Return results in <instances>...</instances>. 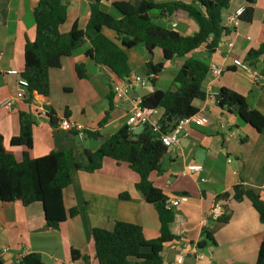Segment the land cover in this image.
I'll list each match as a JSON object with an SVG mask.
<instances>
[{
  "label": "crops",
  "instance_id": "obj_1",
  "mask_svg": "<svg viewBox=\"0 0 264 264\" xmlns=\"http://www.w3.org/2000/svg\"><path fill=\"white\" fill-rule=\"evenodd\" d=\"M64 1L67 19L59 31L67 33L74 23L83 31L89 18V5L94 0ZM37 2L0 0V135L5 150L17 162L21 161L25 151L31 159L50 152L72 151L68 167L71 182L63 190L62 198L65 211L76 209L78 214L67 216L57 229H48L40 203L24 207L17 201L0 202V264H17L29 253L38 254L43 264H96L92 229L112 230L115 222L129 223L140 226L144 238L150 241L158 236L159 220L154 206L136 190L139 176L126 163L104 158L101 167L92 173L75 169L76 163L85 160V151L94 152L105 139L126 126L129 109V104H115L113 101L112 85L119 79L86 56L90 49L88 42L71 56L62 58L58 68L49 71L47 96L35 95L30 105L24 101L16 102L11 110L2 106L17 91L18 77L5 72L16 70L20 73L23 69L24 45L26 41H33L35 36L32 12ZM101 5L107 13L118 16L111 2L101 1ZM247 6L246 0H232L223 17ZM174 23L177 25L175 30L182 36H191L197 31L192 20ZM102 33L116 41L113 31L103 28ZM227 43L232 44L230 48L226 47ZM261 45H264V0H254L251 22H240L237 27L229 29L220 52L207 55L203 47L195 52V56L204 59L208 65L223 68L219 78L207 77L203 87L205 94L207 89L212 96L222 88L231 90L244 97L248 107L264 117V83L253 85L231 67L233 60L244 61ZM157 51L148 58L144 46L127 51L129 78L139 76L135 69L138 66L144 68L147 61L159 63L161 55ZM130 55L133 56L131 62ZM182 63V60L174 59L166 63L162 71L171 66L174 77ZM77 66L85 67V78L78 77ZM255 68L264 72V53L256 60ZM159 77L157 75L155 80L159 81ZM155 85L157 82L154 85L148 82L144 89L136 88L135 91L149 94L162 90L154 89ZM172 89L170 84L167 90ZM195 106L207 124L202 127L191 124L187 138L167 150L160 162L161 172L149 175V181L161 191L167 202L175 198L185 199L176 208H171L174 211L171 229L178 233L175 235L180 241L163 248L162 264H174L178 255L183 256L180 264H255L259 247L264 242V223L260 222L249 201L235 202L231 191L233 186L240 184L264 200V128L260 133L255 132L233 114L217 107L212 99L195 102ZM41 108L54 113L55 126L47 119H36L31 149L10 147V140L18 135L19 112L33 113ZM66 112L68 117H65ZM62 119L74 124L77 134L59 129L57 125ZM137 128H132V132ZM85 131L98 133L100 137L89 139ZM188 164H200L202 171L188 173L185 171ZM202 179L205 182H201ZM225 194L228 196L221 198V218L228 219L205 222L216 198ZM123 195L127 199L121 198ZM203 229L212 235L214 243L208 242L198 249L195 245L201 239ZM72 250L79 252V260L71 259ZM82 256L87 260L84 261Z\"/></svg>",
  "mask_w": 264,
  "mask_h": 264
},
{
  "label": "trees",
  "instance_id": "obj_2",
  "mask_svg": "<svg viewBox=\"0 0 264 264\" xmlns=\"http://www.w3.org/2000/svg\"><path fill=\"white\" fill-rule=\"evenodd\" d=\"M101 1L111 2L117 17L103 10ZM241 22L252 20L254 0H246ZM232 0H94L89 5V18L85 29H78L73 24L67 33L59 31L67 19V4L64 0H38L33 9L35 36L33 41H26L23 48V69L20 78L24 86V102L30 105L35 95L47 96L49 93V71L60 66L61 59L71 56L85 42L90 44L86 56L95 65L104 67L119 80L129 79L126 52L142 45L153 55L158 50L161 61L144 64L145 77L158 75L164 65L174 59L183 61L171 81L172 90H156L141 97L145 110L158 109L159 122L164 132L171 130L179 120L198 113L195 102H203L206 94L204 83L208 77V67L204 59L195 56L201 47L207 55L215 53L224 43L228 34L222 26L223 13ZM192 20L197 31L191 36H182L172 29V22L183 23ZM164 21V23L162 22ZM106 28L116 34L113 42L102 33ZM264 53V45L257 51H251L244 62L255 68L256 60ZM257 69V68H256ZM79 78H85V67L77 66ZM148 82L154 85L155 78ZM217 107L223 109L242 123L260 133L264 128V117L248 107L241 95L220 89L216 97ZM47 120L55 126L57 120L50 110ZM68 117V113H65ZM18 135L10 140V147H22L26 150L32 146V128L36 119L31 111L19 112ZM105 122V120H104ZM76 134V132H73ZM89 139H98V133L86 132ZM135 137L136 139H129ZM167 149L148 130L137 135L132 134L127 126L105 139L94 152L85 151V160L75 164V169L92 173L101 167L102 160L109 158L115 162L126 163L138 174L136 190L152 204L159 220L158 236L146 240L142 228L137 225L115 222L112 230L94 228L91 237L94 244L96 264H162V250L170 243L180 241V237L171 231L174 211L169 207L166 197L153 187L149 175L160 173V162ZM72 151L50 152L46 156L31 159L25 151L17 162L3 146L0 135V202H19L26 207L40 203L43 209L45 226L57 229L67 216L78 214L76 209L68 213L63 206L62 192L71 182L69 163ZM225 194L215 201L227 197ZM231 197L235 202L249 201L256 211L261 223H264V200L254 191L238 184L233 186ZM127 199L126 195L121 196ZM222 217V216H221ZM219 218L226 221L228 217ZM201 239L196 248L205 247L208 242L214 243L212 235L206 230L200 233ZM79 252L72 250L71 259L79 260ZM84 261L86 256H82ZM17 264H43L41 257L29 253L21 257ZM255 264H264V242L260 245Z\"/></svg>",
  "mask_w": 264,
  "mask_h": 264
},
{
  "label": "built area",
  "instance_id": "obj_3",
  "mask_svg": "<svg viewBox=\"0 0 264 264\" xmlns=\"http://www.w3.org/2000/svg\"><path fill=\"white\" fill-rule=\"evenodd\" d=\"M244 9L238 8L233 13L226 14L223 17L222 26L227 29L235 28L241 22V16L243 15ZM176 23L172 22L170 27L172 29L176 28ZM231 43H227L226 47L230 48ZM223 48L221 44L215 52H220ZM231 67L235 70L241 72L247 80L253 85H261L264 83V72L257 70L256 68L248 65L244 61L235 59L231 63ZM223 72V68L216 65L210 64L208 67V76L213 78H219ZM5 74L18 77V88L13 98L6 100L3 103V107L7 110H11L12 106L19 101L24 100V86L26 83L20 78V73L16 70L6 71ZM156 78V75L150 74L148 78H142L140 76H133L126 81L118 80L112 85V98L115 104H129V109L127 112L126 126L131 130L134 127L142 126L148 129L155 138L167 149L171 150L178 146L182 139L187 138L188 127L192 124L197 127H202L207 124L206 119H204L199 113L184 118L178 121V123L168 132H164L160 122H159V111L158 109L145 110L142 107L141 96L134 97L133 92H136V88L144 89L148 85V80ZM216 96H212L207 89L206 97L208 99L215 100ZM217 103V102H216ZM33 112L35 119H47V115L50 114L49 110L45 108L36 109ZM57 127L63 131H75V126L67 119H62ZM76 132V131H75ZM77 134V133H76ZM232 135V133H230ZM81 138L82 136L79 135ZM185 171L191 174L200 173L202 171V166L200 164H188L185 167ZM205 182V179L200 180ZM184 198H175L168 202L170 208H176L181 204ZM223 215V204L221 200H217L213 203L205 222L208 220H218ZM183 261V256L178 255L175 259L174 264H180Z\"/></svg>",
  "mask_w": 264,
  "mask_h": 264
},
{
  "label": "rangeland",
  "instance_id": "obj_4",
  "mask_svg": "<svg viewBox=\"0 0 264 264\" xmlns=\"http://www.w3.org/2000/svg\"><path fill=\"white\" fill-rule=\"evenodd\" d=\"M139 46H142V45H139ZM134 51H133V53H134ZM148 57H150V54L147 55V58ZM129 60L131 62L133 60V56L130 55ZM135 72L138 73L139 76H141V77H144L145 76V70H144L143 67L138 66V68L135 69ZM174 73L175 72L173 71V67H171V66L168 67L167 69H165L164 71H161L160 74H158L160 76L159 77V81H156L157 82V85H155L153 88L154 89L155 88H159V89H162V90L169 89L170 88L171 81H172V77H173Z\"/></svg>",
  "mask_w": 264,
  "mask_h": 264
},
{
  "label": "water",
  "instance_id": "obj_5",
  "mask_svg": "<svg viewBox=\"0 0 264 264\" xmlns=\"http://www.w3.org/2000/svg\"><path fill=\"white\" fill-rule=\"evenodd\" d=\"M152 55L150 54V57H151ZM133 94V96L134 97H137V96H141V97H143V96H145V95H147V91H145L144 93H141V92H133L132 93ZM145 128L144 127H142V126H139L135 131H133L132 132V134L133 135H137V134H139L141 131H143ZM129 139H133V140H135L136 138L135 137H130ZM178 226L176 225L175 226V228H177ZM171 231H172V233L173 234H178L177 232H175L174 231V229H171Z\"/></svg>",
  "mask_w": 264,
  "mask_h": 264
}]
</instances>
